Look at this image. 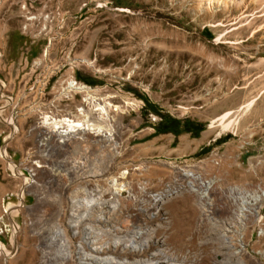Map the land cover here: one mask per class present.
Masks as SVG:
<instances>
[{
	"label": "rangeland",
	"instance_id": "374dc122",
	"mask_svg": "<svg viewBox=\"0 0 264 264\" xmlns=\"http://www.w3.org/2000/svg\"><path fill=\"white\" fill-rule=\"evenodd\" d=\"M215 1L223 8L205 10L204 0H0V264H78L87 233L98 246H116L107 252L112 264H264V204L260 220L240 221L234 204L264 189V112L251 115L261 91L211 101L218 95L204 90L218 72L220 34H264V0ZM71 80L89 91L73 93ZM103 105L112 121L101 124L114 128L115 142L40 145L44 118L79 109L98 116ZM188 121L191 132L176 134ZM199 125L205 133H195ZM183 134L206 145L185 155ZM181 170L213 189L192 192Z\"/></svg>",
	"mask_w": 264,
	"mask_h": 264
},
{
	"label": "bare ground",
	"instance_id": "6f19581e",
	"mask_svg": "<svg viewBox=\"0 0 264 264\" xmlns=\"http://www.w3.org/2000/svg\"><path fill=\"white\" fill-rule=\"evenodd\" d=\"M203 6L205 7V10L213 9V8L215 9L223 8V5L221 3L216 2L215 0H204ZM48 49L49 48H47L44 51L43 56H47ZM68 88H70V90H72L73 93H82L89 91L87 87L82 86L81 84H77L73 80L69 82ZM88 100L89 99H86L85 101ZM105 106L103 105L102 107H100V112L97 113L98 116H95L94 112H92L93 110L91 111V109L89 110L79 109L77 110L76 112L77 115L75 116L65 117L59 120L51 119L48 117L44 118L43 122H41L39 127L40 145L43 146L44 142L53 141L54 144H56L57 146H65L71 143L86 142L89 137L93 138L94 141H102L107 143L115 142L116 132L114 128L109 124L108 125L101 124L103 120L107 122L112 121V117L108 112V108H106L107 106L106 107ZM246 107L247 104L241 106L236 113H233L232 117L228 121L226 120V122H224L220 126V132H218L215 137H218L220 133L230 130L231 127H233V125L235 124L239 114ZM181 173L182 176L189 179L188 185L192 192H198V190H200L201 196L206 197L209 194L210 189H213V182L204 180L201 174L189 170H181ZM122 188L123 186L120 187L119 189H115V193L119 194V192L122 191ZM155 198L159 201L160 199H162V196L156 195ZM236 202H238V206H237V211L235 212V216L239 221L242 220L244 217L247 218L248 216L255 217L257 218V220L259 218L260 220V215H261L260 211L264 204V189L258 187L251 198L241 197L238 200L236 199L234 201V204H237ZM13 224L16 229L19 228V225L16 222H14ZM76 234L77 232H74L73 235ZM241 236L242 235H240L239 240ZM83 240L89 252L86 253L83 247L79 245L77 250L80 251L81 258L78 264H93V262L96 264L113 263V259L109 255H107V252L111 248L108 244H103L98 246L96 244L97 243L96 239L90 238L88 233L87 235L84 236ZM61 244L62 243H60V246L62 247L61 249L64 250L62 251L63 252L62 260L66 261L69 258L71 259V255L69 251H67L66 239L63 241V244L62 245ZM111 249H116V246ZM125 250L140 252L142 249L141 248L137 249V247L135 246H130L129 248L123 246L121 249H119V252H123ZM1 251L4 252L2 248ZM92 253H99V254L101 253V256L103 254L104 255L103 257H97ZM44 257L45 256H43V258Z\"/></svg>",
	"mask_w": 264,
	"mask_h": 264
},
{
	"label": "crops",
	"instance_id": "0c3cea01",
	"mask_svg": "<svg viewBox=\"0 0 264 264\" xmlns=\"http://www.w3.org/2000/svg\"><path fill=\"white\" fill-rule=\"evenodd\" d=\"M217 45L219 47L218 72L210 71L208 80L207 78L204 80L205 94L218 95L217 99L211 101H248L261 91L253 100L256 101V105L251 110L252 116H258L259 113L264 112V34H256V31L250 34L224 33L219 35ZM240 83H246L242 94L234 92ZM223 90L227 92H222ZM191 121L197 124L202 123L199 119H191ZM201 132L205 133L206 129ZM182 138L179 140L180 146L186 144L189 150L185 155L196 153L206 145V137L200 135L195 138L183 134Z\"/></svg>",
	"mask_w": 264,
	"mask_h": 264
},
{
	"label": "trees",
	"instance_id": "16d2710c",
	"mask_svg": "<svg viewBox=\"0 0 264 264\" xmlns=\"http://www.w3.org/2000/svg\"><path fill=\"white\" fill-rule=\"evenodd\" d=\"M191 125V121L186 122L183 127L181 128V130L179 132H176V134L181 133V132H191V128L189 127ZM202 130V126L199 125L196 129H195V133H198Z\"/></svg>",
	"mask_w": 264,
	"mask_h": 264
}]
</instances>
